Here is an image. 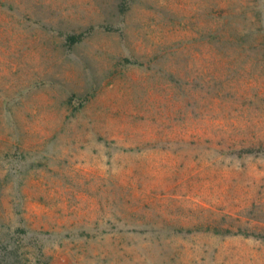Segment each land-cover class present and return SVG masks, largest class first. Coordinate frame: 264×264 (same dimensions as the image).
Masks as SVG:
<instances>
[{
    "label": "rangeland",
    "instance_id": "374dc122",
    "mask_svg": "<svg viewBox=\"0 0 264 264\" xmlns=\"http://www.w3.org/2000/svg\"><path fill=\"white\" fill-rule=\"evenodd\" d=\"M0 264H264V0H0Z\"/></svg>",
    "mask_w": 264,
    "mask_h": 264
},
{
    "label": "trees",
    "instance_id": "16d2710c",
    "mask_svg": "<svg viewBox=\"0 0 264 264\" xmlns=\"http://www.w3.org/2000/svg\"><path fill=\"white\" fill-rule=\"evenodd\" d=\"M83 34H71L66 37L67 45H73L81 41ZM205 231H213L216 234H220L221 230H219L216 226H205L203 228ZM226 233H231L232 231L230 229L224 230Z\"/></svg>",
    "mask_w": 264,
    "mask_h": 264
}]
</instances>
